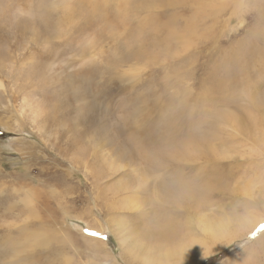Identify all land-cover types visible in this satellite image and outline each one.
I'll return each instance as SVG.
<instances>
[{"label":"rangeland","instance_id":"rangeland-1","mask_svg":"<svg viewBox=\"0 0 264 264\" xmlns=\"http://www.w3.org/2000/svg\"><path fill=\"white\" fill-rule=\"evenodd\" d=\"M168 133L182 199L131 149ZM147 211L171 264H264V0H0V264H127Z\"/></svg>","mask_w":264,"mask_h":264},{"label":"bare ground","instance_id":"bare-ground-1","mask_svg":"<svg viewBox=\"0 0 264 264\" xmlns=\"http://www.w3.org/2000/svg\"><path fill=\"white\" fill-rule=\"evenodd\" d=\"M84 79V78H83ZM82 79V80H83ZM84 82V81H83ZM87 82V81H86ZM87 86V85H86ZM89 89V88H88ZM103 122V121H102ZM127 124V123H126ZM18 126V125H17ZM101 126V125H100ZM6 127H8V125H6ZM133 128V127H132ZM135 128V127H134ZM8 129V128H7ZM155 128L153 127V130H154ZM10 130V129H9ZM133 130V129H132ZM162 130V129H161ZM130 131V130H129ZM133 132V131H132ZM152 132V131H151ZM154 132V131H153ZM157 132H159V131H157ZM145 133V132H144ZM162 133V132H161ZM143 134V133H142ZM141 134V135H142ZM154 134V133H153ZM135 135V137H134V141H135V146H136V148H131V149H136V151H135V153H134V155H133V153H132V151H129V152H131V155L130 156H132L133 155V157H135L137 160H140V159H142L144 162L146 161L151 167H153V168H155L156 170H158V168L160 167V173H162L161 172V170L163 169V167H165V169L167 168V170H166V173H163V176H164V178H163V181H164V187H163V190L164 191H166L167 190V195H169V194H171V193H173V195L177 192L178 193V198H180V199H182V198H184L186 195H185V191H187L188 192V188H190V187H187V188H185V187H183L184 186V184H185V182H184V180L183 179H181L180 178V176L177 174V175H175V176H173L172 175V171H174L175 170V168H176V162L178 163L179 161H182L183 162V160H184V158L187 156V154L188 153H190V151L189 150H187L186 148H184V145H183V138H181V140H179V137H180V135H179V137L178 136H176V135H174V134H170V133H168V134H160L158 137H156V138H151V140L153 141V144L151 143V145H150V147H144V148H141L140 147V137L138 136H136V134H134ZM133 135V136H134ZM156 135V134H155ZM147 136V135H146ZM98 137V136H97ZM131 136H129V138H130ZM142 137V136H141ZM144 137V136H143ZM140 138V139H139ZM148 138V137H147ZM132 139V138H131ZM139 139V140H138ZM144 139V138H143ZM145 139H146V137H145ZM142 140V139H141ZM148 141V140H147ZM147 141H145L144 140V142H146V144L148 143ZM15 142H18V141H15ZM143 142V143H144ZM150 142V141H149ZM19 143V142H18ZM132 143H134V142H132ZM132 143H131V145H132ZM142 143V142H141ZM142 143V144H143ZM24 144V143H23ZM145 144V145H146ZM26 145V144H25ZM134 145V144H133ZM130 147H132V146H130ZM129 147V148H130ZM126 148H127V146H126ZM130 149V150H131ZM128 150V149H127ZM108 151V150H107ZM117 158V157H116ZM121 165V164H120ZM122 166V165H121ZM178 166V165H177ZM112 168V167H111ZM146 171H147V169H145ZM155 171V170H154ZM179 171V170H178ZM151 172V171H150ZM153 173V172H152ZM141 174V173H140ZM145 174H146V172H145ZM144 174V175H145ZM88 175V174H87ZM182 175V174H181ZM133 176V175H132ZM147 176V175H146ZM150 176V175H149ZM153 175H151V177H152ZM157 176V175H156ZM156 176H153V177H156ZM140 177V176H139ZM142 177V176H141ZM140 177V178H141ZM145 177V176H144ZM139 178V179H140ZM146 178L147 177H145V180H146ZM149 178V177H148ZM147 178V179H148ZM158 178V177H157ZM183 178V177H182ZM151 179V178H150ZM135 180H137V179H135ZM143 180V179H142ZM153 180H154V178H153ZM152 180V181H153ZM157 180V179H156ZM138 181V180H137ZM133 182V181H132ZM142 182V181H141ZM146 182L147 181H145V184H146ZM184 182V183H183ZM187 183H188V181H187ZM186 183V184H187ZM141 184V183H140ZM144 184V182L142 183V185ZM156 184V183H155ZM144 186V185H143ZM148 186H150V184L148 185ZM147 186V187H148ZM156 186V185H155ZM187 186H188V184H187ZM146 187V188H147ZM116 188V187H115ZM143 188V187H142ZM145 188V189H146ZM139 189H141L140 187H139ZM144 189V190H145ZM191 189V188H190ZM120 189H118V191H119ZM124 190H125V188H124ZM150 190V189H149ZM110 191V190H109ZM115 191V190H114ZM114 191H113V193H114ZM117 191V192H118ZM142 191H143V189H142ZM116 192V193H117ZM144 192H146V191H144ZM149 191H148V189H147V193H148ZM108 193V192H107ZM138 193V192H137ZM141 193V192H140ZM155 193V192H154ZM101 194V193H100ZM118 194V193H117ZM163 194V193H162ZM133 195V194H132ZM145 195V194H144ZM148 195H150V194H148ZM152 195H153V193H152ZM100 196H102V195H100ZM99 196V197H100ZM114 196H116V195H114ZM135 196V195H134ZM143 196V195H142ZM175 196V195H174ZM98 197V198H99ZM110 197V196H109ZM113 197V196H112ZM130 197V196H129ZM129 197H127V198H129ZM139 197V196H138ZM145 197H148V196H145ZM167 198H168V196H166ZM176 197H177V195H176ZM137 198V197H136ZM149 198L150 197H148V199H147V201L149 200ZM154 199V196L152 197L151 196V198H150V200L151 199ZM155 198H156V196H155ZM96 199V198H95ZM103 199H104V197H103ZM109 199V198H108ZM133 198L131 197V200H132ZM144 199V198H143ZM146 199V198H145ZM153 199L151 200V202H155V201H153ZM165 199V198H164ZM170 200H173V199H171V198H169ZM100 200H101V198H100ZM129 200H130V198H129ZM129 200H128V203H129ZM130 200V201H131ZM138 200H140V199H138ZM156 200V199H155ZM168 200V199H167ZM169 200V201H170ZM108 200H106V202H107ZM127 201V200H126ZM106 202H104V203H106ZM135 202V201H134ZM138 202V201H137ZM142 202V201H141ZM168 202V201H167ZM103 203V204H104ZM140 203V202H139ZM146 203V202H145ZM102 204V205H103ZM147 204V203H146ZM106 205V204H105ZM104 205V206H105ZM109 205H110V202H109ZM128 205V204H127ZM133 205V204H132ZM141 205H142V203H141ZM151 205V204H150ZM153 205L154 204H152V207H153ZM100 206V205H99ZM136 206H138V204H136ZM149 206V205H148ZM106 207H108V206H106ZM126 207H128V206H126ZM139 207H141L140 205H139ZM145 207H147V206H145ZM98 208V207H97ZM133 208V207H132ZM138 208V207H137ZM137 208H135V209H137ZM150 208H151V206H150ZM102 210V209H101ZM104 210V209H103ZM102 210V211H103ZM125 210V209H124ZM127 210H129L128 208H127ZM152 210V209H151ZM146 211V210H145ZM154 211V210H153ZM104 212V211H103ZM110 212V211H109ZM108 212V213H109ZM134 212H135V210H134ZM139 212H141V210L139 211ZM148 212V211H147ZM106 213L107 212H105V215H106ZM112 213V212H111ZM125 213V212H124ZM146 213V212H145ZM110 214V213H109ZM123 214V213H122ZM126 214V213H125ZM103 215H104V213H103ZM112 215V214H111ZM110 215V216H111ZM154 215V214H153ZM109 216V215H108ZM127 216H130V215H128L127 214ZM132 216V215H131ZM149 216H150V213L148 212V213H146V214H137L136 216H135V220H136V227L135 226H129V227H127V226H124V225H122L121 223H113L110 219H111V217L110 218H108L107 216V219H106V221H107V223H108V225H109V229L111 230V232H112V234L115 236V239L117 240L116 242H117V244H118V246H119V248L121 249V254L122 255H125V252L126 253H130V254H132V256L129 258V260H128V262L126 261V260H124L125 261V263H127V264H136V263H138L139 262V260H140V257H142L143 259L140 261V262H143L144 264L145 263H147L146 262V259H148L150 256H148L150 253H153V252H155V254H156V258H155V263L157 262V264H171V256L172 255H176L177 254V250H182L183 248H184V246L182 245V247H168V246H166V247H162V246H160V245H158L162 240V235H166V231H169V229H168V226H169V224H167L168 226H166L165 224V232L164 233H162V231H160V229H162L163 230V228H160L159 230L158 229H156V228H154V230L152 231V224L150 225L149 224V222H147V219L149 218ZM158 216V215H157ZM164 216V215H163ZM92 217V216H91ZM123 217V216H122ZM151 217V216H150ZM160 218H161V216H159ZM167 217V216H166ZM165 217V218H166ZM70 218V217H69ZM93 218V217H92ZM127 218V217H126ZM131 218V217H130ZM164 218V217H163ZM71 219H73V218H71ZM133 219V218H132ZM151 219V218H150ZM158 219V218H157ZM168 219V218H167ZM115 220V219H114ZM113 220V221H114ZM119 220V219H118ZM117 220V221H118ZM153 220V219H152ZM151 220V221H152ZM92 221V220H91ZM116 221V220H115ZM121 221V220H120ZM126 221V220H125ZM128 221H129V219H128ZM150 221V220H149ZM151 221H150V223H151ZM156 221V220H155ZM161 221H162V219H161ZM170 221H172V220H170ZM119 222V221H118ZM157 222H158V220H157ZM160 222V221H159ZM122 223H123V221H122ZM141 223H143L142 224V226H141ZM166 223V222H165ZM133 224V223H132ZM156 224V223H155ZM173 224V223H172ZM172 224L170 223V225H171V228H173V230H174V227H172ZM258 223H256L255 225H253L252 227L254 228L256 225H257ZM133 225H135V224H133ZM174 226V225H173ZM103 227V226H102ZM157 227H159V226H157ZM100 228H101V226H100ZM108 228V227H107ZM170 228V229H171ZM144 229V230H143ZM72 229H71V227H67V229H66V231H64V238L62 239V242H67V243H70V244H72V245H74L76 242H78L77 241V237H75V235L73 234V232L71 231ZM114 230H116V231H119V232H117V233H115L114 232ZM221 231V229L220 230H217V231H215L214 232V234L216 235V234H218L219 232ZM122 232H123V236H122ZM125 232V233H124ZM162 233V234H161ZM173 233V232H172ZM99 234V233H98ZM170 234V233H169ZM169 234H168V236H169ZM100 236V235H99ZM129 236V237H128ZM237 236V235H236ZM80 237H82L81 239H78V240H83V239H85V240H87L88 241V246L90 247V249L93 251V253H95L96 252V254H94L95 255V257H97V255H98V253L100 252V249H103V248H105L104 246V243L101 241V240H96V239H94V238H89V237H85V236H81L80 235ZM102 237V236H101ZM233 237V236H232ZM235 237V236H234ZM244 237H245V235H244ZM241 238H242V236H241ZM170 239H172V237L170 238ZM237 239H239V237H237ZM167 240V239H166ZM236 240V239H235ZM86 241V242H87ZM81 242V241H80ZM86 242H84V243H86ZM83 243V242H82ZM83 243V244H84ZM255 243V242H254ZM256 244V243H255ZM80 245H81V243H80ZM126 245V247H124ZM127 245H128V247H127ZM252 246V245H251ZM253 247V246H252ZM123 248H127V249H124L125 251H124V254L122 253V249ZM130 248H132V249H130ZM121 255V256H122ZM108 256H109V254H108ZM188 256H189V254H186V250L184 249L183 250V256L181 255V259L182 260H185V259H187L188 258ZM203 259H205V258H203ZM202 259V260H203ZM202 260H200V261H197V262H193L192 264H200V262H202ZM118 264H122L121 262H118ZM223 264V263H222ZM227 264H228V262H227Z\"/></svg>","mask_w":264,"mask_h":264}]
</instances>
